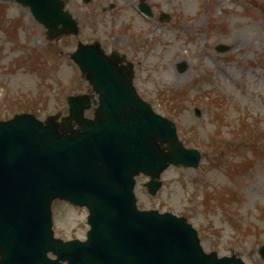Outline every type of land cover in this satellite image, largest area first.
<instances>
[{
    "label": "rangeland",
    "instance_id": "374dc122",
    "mask_svg": "<svg viewBox=\"0 0 264 264\" xmlns=\"http://www.w3.org/2000/svg\"><path fill=\"white\" fill-rule=\"evenodd\" d=\"M94 1L89 9L96 12L104 4L115 2ZM116 1L115 11L103 15L105 19L96 17L95 28L84 10L81 12L88 27L83 25L82 37L101 39L127 52L128 45L139 40L137 58L143 59V68L138 69L135 83L142 97L152 102L158 113L173 119L180 138L190 140V147L206 156L197 172L174 168L166 171L162 176L164 188L155 198L139 186L138 204L188 218L198 229L205 250L225 255L232 248L243 259L251 258L249 264H264L256 254L264 243V2L149 0L156 13L170 14L171 22L154 26L155 33L147 36V28L153 25L139 19L132 2ZM79 5L73 1L69 8L76 10ZM0 9L4 11L0 30V119L22 110L40 119L62 111L65 94L87 90L83 83L74 82L78 81V73L67 58L75 46L73 38L47 43L44 30L26 9L1 1ZM219 44L230 47V51L217 54L214 48ZM132 52L135 50L130 55ZM24 57L33 58L35 66L42 61L48 76L42 79L35 69L22 65ZM182 63L185 69L179 72ZM171 96L178 100L171 103ZM216 100L219 105H210ZM194 107L201 110L200 118L194 115ZM170 110L173 114L167 113ZM242 125L257 126L259 130L251 138L258 139L255 152L239 131ZM228 143L232 145L229 150L225 147ZM208 146L212 151L206 150ZM228 161H250L251 169L232 180L226 175ZM194 178L204 182L205 188L195 186ZM216 187L220 197L228 199L234 194L237 201L225 208L217 205L213 210L214 202L209 197L204 200V196ZM69 211L57 204L54 228L62 236H80L83 231H76L81 228L80 219ZM75 224L79 226L74 230ZM237 224L243 229L241 243L233 239Z\"/></svg>",
    "mask_w": 264,
    "mask_h": 264
},
{
    "label": "water",
    "instance_id": "95a60500",
    "mask_svg": "<svg viewBox=\"0 0 264 264\" xmlns=\"http://www.w3.org/2000/svg\"><path fill=\"white\" fill-rule=\"evenodd\" d=\"M14 1L28 7L50 37L76 34L65 0ZM72 59L99 93L94 119L82 117L89 102L76 97L67 99L69 116L59 122L58 115L44 122L21 115L0 123V264H40L46 252L74 264H243L235 256L204 255L183 219L136 211L132 175H149L153 193L163 168L195 167L199 156L183 149L174 127L136 96L130 65L118 68L99 47H79ZM54 198L88 207L85 243L61 244L48 225L41 237L28 233L30 212L46 220L48 209L40 204L47 208ZM259 254L264 258V247Z\"/></svg>",
    "mask_w": 264,
    "mask_h": 264
},
{
    "label": "flooded vegetation",
    "instance_id": "af4514ba",
    "mask_svg": "<svg viewBox=\"0 0 264 264\" xmlns=\"http://www.w3.org/2000/svg\"><path fill=\"white\" fill-rule=\"evenodd\" d=\"M75 16L77 17V16H79V25H80V33H81V35H82V32H83V27H82V25H84L86 28H88L85 24H82L83 23V18L81 17V14H78V13H76L75 14ZM93 26V28H95L96 26L95 25H92ZM79 40V39H78ZM84 40V39H83ZM80 41V40H79ZM92 42V39H85L84 40V43H91ZM102 44V43H101ZM118 51V50H117ZM124 53H121V54H124V59H125V61H130V60H135V57L133 56L132 57V55H130V60H129V53H127V52H125V51H123ZM138 52H139V47L138 46H136L135 47V52H132L131 54H133V55H137L138 54ZM127 55V56H126ZM131 62V61H130Z\"/></svg>",
    "mask_w": 264,
    "mask_h": 264
}]
</instances>
